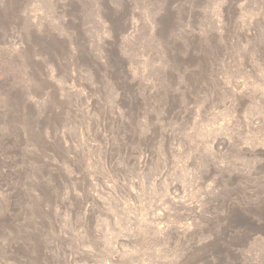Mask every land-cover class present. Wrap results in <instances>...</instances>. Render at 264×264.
<instances>
[{
	"label": "rangeland",
	"instance_id": "rangeland-1",
	"mask_svg": "<svg viewBox=\"0 0 264 264\" xmlns=\"http://www.w3.org/2000/svg\"><path fill=\"white\" fill-rule=\"evenodd\" d=\"M0 264H264V0H0Z\"/></svg>",
	"mask_w": 264,
	"mask_h": 264
}]
</instances>
